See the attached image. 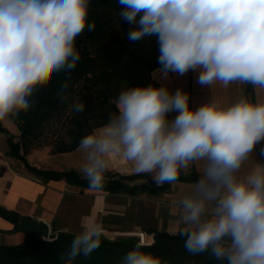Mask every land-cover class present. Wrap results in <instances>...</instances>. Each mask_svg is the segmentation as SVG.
Returning a JSON list of instances; mask_svg holds the SVG:
<instances>
[{
  "label": "clouds",
  "instance_id": "clouds-1",
  "mask_svg": "<svg viewBox=\"0 0 264 264\" xmlns=\"http://www.w3.org/2000/svg\"><path fill=\"white\" fill-rule=\"evenodd\" d=\"M127 39L155 38L160 67L155 84L121 89L106 123L83 136L79 172L89 190H101L111 159L135 174H151L157 187L176 184L195 165L198 179L178 201L184 248L224 264H264V162L246 167L264 142V96L231 102L213 96L198 107L170 74L197 73L208 89L230 84L264 91V0H118ZM90 0H0V121L27 113L35 93L81 60L76 39L89 23ZM68 80L61 85L66 100ZM73 113L85 104L74 102ZM175 113L174 117L171 114ZM264 157V147L259 150ZM101 222L87 220L60 259L73 264L102 244ZM137 243L121 264H162Z\"/></svg>",
  "mask_w": 264,
  "mask_h": 264
},
{
  "label": "trees",
  "instance_id": "trees-1",
  "mask_svg": "<svg viewBox=\"0 0 264 264\" xmlns=\"http://www.w3.org/2000/svg\"><path fill=\"white\" fill-rule=\"evenodd\" d=\"M122 6L118 0H90L89 23L95 22V30L87 31L76 39L81 60L68 74L59 73L51 84L35 93V105L18 117L10 118L17 126L18 134L9 132L0 121V132L5 134L6 154L23 164L27 174L48 182L64 179L67 183L89 189L88 181L70 168L58 171L37 167L26 157L27 151L35 145H41L40 138L51 130L52 134L66 120L69 126L65 132L56 133L52 143L53 152H70L78 147L80 139L93 129L107 122L115 111L114 99L123 88L147 85L156 82L151 72L160 67L157 63L158 46L155 38H146L137 43L127 39L130 26L120 19L118 13ZM68 80L66 100H61V85ZM248 97L254 100L253 87L246 85ZM77 101L85 104L82 113H73L70 106ZM58 127V128H57ZM200 173L194 168L179 181L195 182ZM142 179L140 182L134 180ZM133 182V183H132ZM170 185L157 187L150 174L120 175L107 172L103 189L108 194L138 197L162 195ZM0 216L13 223L14 228L24 220L16 212L0 207ZM119 216L107 214L99 216L104 229L119 224ZM147 243L142 251L161 258L162 264H224L207 253L192 255L184 248V237L170 233L165 229L143 226ZM24 237L17 244H0V264H64L60 257L65 254L79 232L70 230L52 231L48 239L39 234L23 230ZM151 240V242L149 241ZM137 244L136 240L126 237L109 239L102 236L101 246L90 256H77L73 264H121L125 254Z\"/></svg>",
  "mask_w": 264,
  "mask_h": 264
},
{
  "label": "crops",
  "instance_id": "crops-1",
  "mask_svg": "<svg viewBox=\"0 0 264 264\" xmlns=\"http://www.w3.org/2000/svg\"><path fill=\"white\" fill-rule=\"evenodd\" d=\"M154 70L151 72V77L157 82L158 73H155ZM196 75L197 73L191 71L183 77L170 74V79L163 81V83H166L172 91L182 88L189 93L191 107H198L213 96L220 97L225 102H231L241 95L248 97L246 85L230 84L228 88L216 85L214 88L208 89L196 83ZM258 93L264 96V91L253 89L254 100ZM175 115L172 113L170 118ZM12 122V133L18 134L17 126ZM1 123L4 125L2 121ZM0 137L4 139V142L0 140V207L16 212L24 219L36 217L37 220L49 225L50 233L52 226L56 228V231L80 232L83 223L87 220L99 221L101 215L114 214L120 216V214H124L123 211L127 203H121L117 197L129 196L113 195L99 190H81V188L67 183L64 179L42 182L27 174L21 162L6 154L5 134L0 132ZM261 147H264V142L257 145L256 151L246 167H254L257 161L264 162V157L259 155ZM26 157L31 164L37 167L61 172L70 168L79 172L84 161V154L78 151V147L70 152H53L51 146L35 145L27 151ZM192 168L200 173L198 166L194 165ZM109 172L120 175L135 174L127 162L116 156L111 159ZM193 183L179 181L170 185L168 191L162 195L148 199L149 211L155 222L154 227L163 229L165 226V230L170 233L179 231L180 225L177 223L179 216L178 201L190 190ZM107 228L104 235L109 238H113L117 234L142 231V226L138 225L107 226ZM10 234H21V239L24 237L23 230H17L13 223L0 216V235ZM149 241L151 242V240Z\"/></svg>",
  "mask_w": 264,
  "mask_h": 264
},
{
  "label": "rangeland",
  "instance_id": "rangeland-1",
  "mask_svg": "<svg viewBox=\"0 0 264 264\" xmlns=\"http://www.w3.org/2000/svg\"><path fill=\"white\" fill-rule=\"evenodd\" d=\"M3 122V126L9 131V132H13V127H11V119H7ZM13 123V122H12ZM69 126L68 122L66 120H64L62 122V126L58 129L55 130V132L52 134L51 130H49L48 132H46L45 135H43L40 138V143L41 145H48L51 146L52 148V143L55 140V134L56 133H62L65 132V127ZM1 142H4V139L2 137H0ZM150 177L152 178L151 174ZM143 181L142 179H138V180H134L133 182H140ZM132 182V183H133ZM159 197V196H158ZM118 201H120L121 203H127L125 206V210L123 211L124 214L121 215L120 214V218L119 219V224L113 225V226H155V222L153 219V216L150 213V203H148V199L150 198H154L153 196H147V194H142L138 197H122L120 196L117 197ZM141 207V209H140ZM118 216V215H116ZM166 227L163 226V229H165ZM22 235L21 234H10V235H0V244H17L20 243L22 241L21 239Z\"/></svg>",
  "mask_w": 264,
  "mask_h": 264
},
{
  "label": "water",
  "instance_id": "water-1",
  "mask_svg": "<svg viewBox=\"0 0 264 264\" xmlns=\"http://www.w3.org/2000/svg\"><path fill=\"white\" fill-rule=\"evenodd\" d=\"M17 230H28L30 232L39 234L42 238L48 239L50 236V227L47 223L43 221H39L33 217H26L24 220L21 221V225L16 228ZM105 236V235H104ZM107 237V236H105ZM118 237H126L129 239H134L136 240L137 243L141 242V235L139 233H125V234H117L113 238L109 239H114Z\"/></svg>",
  "mask_w": 264,
  "mask_h": 264
},
{
  "label": "built area",
  "instance_id": "built-area-1",
  "mask_svg": "<svg viewBox=\"0 0 264 264\" xmlns=\"http://www.w3.org/2000/svg\"><path fill=\"white\" fill-rule=\"evenodd\" d=\"M134 233H139V234L141 235V237H142V239H141L142 244L147 243V240H148V239H146V234H145V232H143V231H136V232H134ZM141 242H140V243H141Z\"/></svg>",
  "mask_w": 264,
  "mask_h": 264
}]
</instances>
